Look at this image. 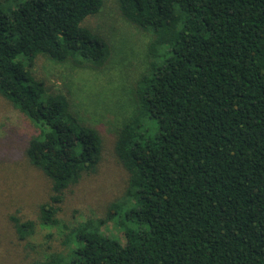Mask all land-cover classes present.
Instances as JSON below:
<instances>
[{"label":"trees","instance_id":"16d2710c","mask_svg":"<svg viewBox=\"0 0 264 264\" xmlns=\"http://www.w3.org/2000/svg\"><path fill=\"white\" fill-rule=\"evenodd\" d=\"M102 4L0 0V95L38 129L25 155L49 181L36 221L8 214L19 239L59 224L63 191L101 159L98 129L32 67L39 56L105 62L108 42L81 24ZM117 9L150 35L136 111L113 146L126 187L102 215L63 223L67 254L22 264H264V0H117ZM109 221L123 235L103 232Z\"/></svg>","mask_w":264,"mask_h":264},{"label":"rangeland","instance_id":"374dc122","mask_svg":"<svg viewBox=\"0 0 264 264\" xmlns=\"http://www.w3.org/2000/svg\"><path fill=\"white\" fill-rule=\"evenodd\" d=\"M109 44L107 60L100 65L62 63L39 56L32 67L51 91H68L74 111L94 125L102 137L101 159L94 173L63 191L56 226H39L19 239L8 214L37 219V207L45 199L48 179L27 161L25 150L38 133L26 115L0 95V264H22L48 253L67 254L61 240L63 223L72 225L103 214L107 204L122 195L128 173L113 151L116 130L136 111L134 87L148 67L150 35L126 21L117 9V0H103L100 10L82 23ZM150 125H155L151 122ZM152 123V124H151ZM37 223V222H36ZM103 232L121 236L111 221Z\"/></svg>","mask_w":264,"mask_h":264}]
</instances>
